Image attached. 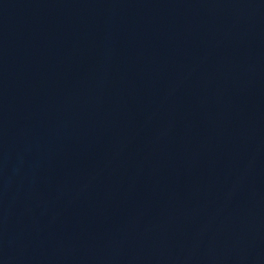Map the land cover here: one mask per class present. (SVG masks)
Segmentation results:
<instances>
[{
	"label": "water",
	"instance_id": "water-1",
	"mask_svg": "<svg viewBox=\"0 0 264 264\" xmlns=\"http://www.w3.org/2000/svg\"><path fill=\"white\" fill-rule=\"evenodd\" d=\"M0 264H264V0H0Z\"/></svg>",
	"mask_w": 264,
	"mask_h": 264
}]
</instances>
